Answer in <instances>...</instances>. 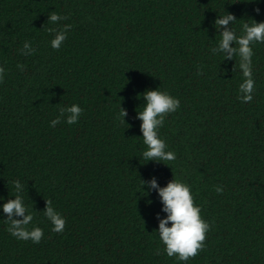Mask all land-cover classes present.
Listing matches in <instances>:
<instances>
[{
    "label": "trees",
    "instance_id": "1",
    "mask_svg": "<svg viewBox=\"0 0 264 264\" xmlns=\"http://www.w3.org/2000/svg\"><path fill=\"white\" fill-rule=\"evenodd\" d=\"M53 10L66 19L48 22ZM228 13L243 35L244 23L264 22V0H0V204L19 180L26 227L44 233L17 239L0 209V264H264V43L250 45L253 100L242 102L240 56L211 51L214 21ZM64 25L53 49L49 29ZM157 88L180 100L158 132L175 159L147 162L136 116ZM72 104L79 120L51 126ZM153 176L187 183L210 225L186 262L159 239L166 214L142 181ZM47 200L63 232L52 231Z\"/></svg>",
    "mask_w": 264,
    "mask_h": 264
},
{
    "label": "clouds",
    "instance_id": "2",
    "mask_svg": "<svg viewBox=\"0 0 264 264\" xmlns=\"http://www.w3.org/2000/svg\"><path fill=\"white\" fill-rule=\"evenodd\" d=\"M259 12V9H257ZM66 17L61 16L54 10L48 15V22L56 23ZM236 20V17L228 13L225 16H218L214 21V26L219 25L221 30V39L218 45L212 48V52L223 53L227 59H232L234 54H238L241 58L240 68L243 76L246 78L240 84L241 95L238 98L242 102H250L253 100L254 81L251 78V57L253 55V43H264V22H255L253 24L244 23L242 25L243 35L237 36L229 27L230 22ZM70 25H64L61 30L49 29L55 31L56 34L51 40V47L59 49L67 38V29ZM238 44L239 47H234ZM25 56L31 55L35 49L31 42L25 41L23 48L20 50ZM17 67L23 70V65L18 64ZM6 69L0 65V81L3 80ZM144 107L142 111L137 112L136 118L141 121L140 131L143 137V143L146 149L142 152V158L148 161H171L175 159V153L167 150L165 141L160 138L158 132L164 125L165 116L175 112L180 107V100L170 95L160 88L149 89L143 92ZM83 109L78 104H72L61 109L60 116L53 119L51 126L57 125L61 117L71 125L75 124L82 113ZM127 110L121 107L119 113L122 122L125 121ZM143 186L148 191H155L161 202V212L166 214L161 216L157 213L159 239L164 245V251L168 257H175L177 261L186 262L190 257L198 254L199 250L204 248L206 232L209 230V223L202 218L201 208L194 203L190 186L178 179L169 181L166 186H160L157 178L153 176L149 180H142ZM17 195L13 199H8L0 204L2 214L6 215L5 220L10 222L8 231L11 235L21 240H31L33 243H39L44 235L43 229L33 227L30 230L26 227L33 220L31 212L27 210V206L23 202L22 195L23 185L19 180L13 181ZM216 192H222L221 186L215 187ZM44 215L52 223V231L63 232L65 227V218L56 211L51 201L47 200Z\"/></svg>",
    "mask_w": 264,
    "mask_h": 264
}]
</instances>
